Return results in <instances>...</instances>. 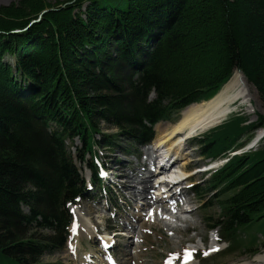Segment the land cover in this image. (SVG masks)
<instances>
[{"label": "trees", "instance_id": "obj_1", "mask_svg": "<svg viewBox=\"0 0 264 264\" xmlns=\"http://www.w3.org/2000/svg\"><path fill=\"white\" fill-rule=\"evenodd\" d=\"M123 66L142 72L141 83L149 79L136 87L145 99L153 85L159 98L137 110L102 94L116 86ZM235 71L264 99V0H19L0 7V256L40 264L44 252L64 244L67 202L86 190L64 142L79 136L85 151L94 152L100 133L94 116L129 122L142 143L152 137L149 123L182 106L171 92L190 102L197 89H218ZM243 121L234 117L205 135L200 142L209 156L264 129V115L249 126ZM51 123L60 129L49 134ZM88 164L97 177L95 160ZM210 184L233 192L210 227H219L233 250L238 233L264 218V143L229 158ZM34 223L53 234H32Z\"/></svg>", "mask_w": 264, "mask_h": 264}, {"label": "rangeland", "instance_id": "obj_2", "mask_svg": "<svg viewBox=\"0 0 264 264\" xmlns=\"http://www.w3.org/2000/svg\"><path fill=\"white\" fill-rule=\"evenodd\" d=\"M18 1L0 0V7ZM50 1L54 3L57 0ZM88 4L86 2L83 5L84 14H86L85 10ZM84 14L83 17H85ZM14 60L11 56L5 57L7 63L14 64ZM129 68L130 66H123L122 70L117 71V75L121 76L119 81L116 80L114 88L100 91L102 94H110L113 98L117 97L118 100L122 99V102L141 110L145 107L143 101L148 104L153 99L159 98L155 93L156 86L153 85L152 89L148 90L145 99L144 93L142 94V91L136 87H143L149 79L147 78V82L141 83L142 72L137 71L134 67H131L130 70ZM232 75L228 80L231 79ZM21 77L20 75L18 79ZM248 82L250 85L249 102L242 105L238 103L237 109L227 114L222 121L220 120V123L212 124L213 127L212 125L206 126L203 128L204 130L198 131L200 133L185 140L184 134L176 133L168 142L160 146L157 144L159 136L173 129L184 109L192 104L212 99L223 84H220L218 89L213 91L210 90V85L197 89L193 100L190 102L185 97H179L171 92L169 98L174 99L175 104L180 102L182 106L177 107L178 110L170 111L169 118L154 120L152 124L145 120L152 130L151 141L148 144L149 140L141 144L136 141V136L139 135L140 131L134 129L129 132L131 126L129 122L118 121L112 116L107 119L102 116H94L100 133L95 134V149L92 153L85 151L81 137L67 138L64 142L65 149L70 154L79 175L84 177L86 186H88L91 174L88 163L94 158H98L102 164L107 162V166L110 167L107 169L118 175L120 186H116L115 191L112 189L113 192L106 189L109 192L108 198L107 195L105 198V194L100 192L97 186L92 192L85 191L82 198L70 208L67 205L73 222L67 228L68 234L65 233L66 240L61 247L44 252L39 263L109 264L116 261L118 264H184V250L195 249L187 264H264V260L261 262H254L253 260L257 255L264 254V218L252 222L247 230L242 229L238 233L235 242L236 247L233 250H228L231 243L227 240L219 241L221 238L219 227L210 228L219 217L221 218V203H225V200L233 194L232 191H222L224 186L211 187V175L232 156L260 150L264 143V130L259 128L244 134L238 140L237 145L244 143L245 145L240 148L234 145V148L233 146L230 147L226 153L223 152L218 157L209 156L210 149L207 144L200 142L208 132L217 129L234 117L244 119L241 126H249L258 121L259 115H264V99L261 92L256 84L249 80ZM90 94L98 98L101 93L92 92ZM169 98L163 99V101L168 104L173 103ZM99 108H95L96 113L94 114L99 115L97 112V109L100 110ZM135 124H133V128L136 127ZM50 125L47 127L49 134L50 131L54 132L60 129L54 123ZM156 127L160 130L157 131ZM110 137H113L112 141ZM166 144H173L182 152L174 166L187 175L182 185L189 186L188 189H183L175 197L173 203L159 198L168 194L166 192L161 193L166 186L159 185L157 179L152 177L150 164L147 163L148 158L155 157L154 153H157L155 148L159 146L165 152L168 146ZM211 160L215 169L208 173L197 171V169H203ZM153 161H155L153 164L156 168L157 162L156 160ZM187 161L188 163H186ZM121 174L132 177V180L130 179L134 183L132 191L122 187ZM109 175L107 174V176ZM136 177H147V182L151 184L150 188H147V202L138 195L143 189L145 190V187L137 183ZM105 185L107 184L105 183ZM134 193L137 194V198H133ZM36 203L38 207L43 205L39 201ZM23 211L29 213V209L25 206ZM136 215L139 219L136 218ZM75 220L82 226V230L78 233V226L77 235L73 236L75 232L72 225ZM114 224L119 229L125 230L124 236L126 233L127 239L105 234L104 229L112 227ZM34 233L42 234L41 236H46V238L53 234L51 230L42 229L36 223L32 226V234ZM34 236V238L37 237ZM239 241L241 242L240 245H238ZM212 248H217L218 251H210ZM205 252H208V255H204ZM201 257L205 260H201ZM0 263L17 264L15 261L1 256Z\"/></svg>", "mask_w": 264, "mask_h": 264}, {"label": "bare ground", "instance_id": "obj_3", "mask_svg": "<svg viewBox=\"0 0 264 264\" xmlns=\"http://www.w3.org/2000/svg\"><path fill=\"white\" fill-rule=\"evenodd\" d=\"M249 86H250L249 82L245 77V75L240 71H235L231 79L222 86V88L218 91L216 95H214L212 99L201 103L192 104L186 109H184L183 112L181 113L180 119L174 124L173 129L167 133L164 132V135L159 136L157 140V144L160 146L163 143L168 142L170 138H172V136L176 133L179 135L184 134V139H186L189 138L190 136L197 135L198 133H200L198 131L205 128L206 126H210L216 122L220 123V120L222 121L227 114L237 109L238 103H240L239 105H242L250 101ZM156 130L159 131L160 129L156 127ZM163 131L166 130L163 129ZM166 145L168 146L165 152L162 151V148H159V146H157V148H155L157 154L159 152V155L164 154L165 156H168V154H170L171 152H175L176 157L179 158V155L181 154L179 148L174 147L173 144H166ZM154 162L155 161H153V163ZM186 163H188V161ZM172 172L173 173L169 176V179L172 181L175 180L176 178H183L187 176L183 174L179 169H175ZM171 176L173 179L171 178ZM120 178L122 179L121 181L122 187L132 191L133 190L132 186L134 187V183H132L131 181L132 177L127 174H121ZM136 179H137V183L145 187V190L143 189V191H141L140 194L138 195L143 197V200L146 201L147 200L146 198L148 197L147 188H150L151 184L147 182V180L144 179L143 177H136ZM167 196L169 195L168 194L165 195V197ZM135 197L137 198V194L134 193L133 198ZM75 224L76 225L73 227V230L78 229L79 226L77 232L78 233L81 232L82 226L76 220H75ZM121 232L123 233L124 231ZM253 260L254 262L255 261L261 262L262 260H264V254L257 255Z\"/></svg>", "mask_w": 264, "mask_h": 264}, {"label": "snow or ice", "instance_id": "obj_4", "mask_svg": "<svg viewBox=\"0 0 264 264\" xmlns=\"http://www.w3.org/2000/svg\"><path fill=\"white\" fill-rule=\"evenodd\" d=\"M71 247V245H69ZM185 261H184V264H187V261L190 260L192 257H191V254L192 252L195 251V249H185ZM210 251H218L217 248H212L210 249ZM204 255H208V252H205Z\"/></svg>", "mask_w": 264, "mask_h": 264}, {"label": "water", "instance_id": "obj_5", "mask_svg": "<svg viewBox=\"0 0 264 264\" xmlns=\"http://www.w3.org/2000/svg\"><path fill=\"white\" fill-rule=\"evenodd\" d=\"M48 10H45L44 12H47ZM40 18V17H39ZM32 23H35V21H32L31 22V24ZM25 30V29H24ZM23 30H14V31H12L13 33H19V32H22ZM243 73V72H242Z\"/></svg>", "mask_w": 264, "mask_h": 264}]
</instances>
